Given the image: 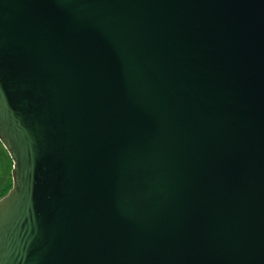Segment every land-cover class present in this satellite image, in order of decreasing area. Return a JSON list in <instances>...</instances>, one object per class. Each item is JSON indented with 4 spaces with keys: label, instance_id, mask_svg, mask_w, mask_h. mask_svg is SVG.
I'll use <instances>...</instances> for the list:
<instances>
[{
    "label": "water",
    "instance_id": "95a60500",
    "mask_svg": "<svg viewBox=\"0 0 264 264\" xmlns=\"http://www.w3.org/2000/svg\"><path fill=\"white\" fill-rule=\"evenodd\" d=\"M0 264H264V0H0Z\"/></svg>",
    "mask_w": 264,
    "mask_h": 264
},
{
    "label": "rangeland",
    "instance_id": "374dc122",
    "mask_svg": "<svg viewBox=\"0 0 264 264\" xmlns=\"http://www.w3.org/2000/svg\"><path fill=\"white\" fill-rule=\"evenodd\" d=\"M13 159L0 140V198L12 186Z\"/></svg>",
    "mask_w": 264,
    "mask_h": 264
},
{
    "label": "trees",
    "instance_id": "16d2710c",
    "mask_svg": "<svg viewBox=\"0 0 264 264\" xmlns=\"http://www.w3.org/2000/svg\"><path fill=\"white\" fill-rule=\"evenodd\" d=\"M5 194H6V193L2 194V196L5 195Z\"/></svg>",
    "mask_w": 264,
    "mask_h": 264
}]
</instances>
